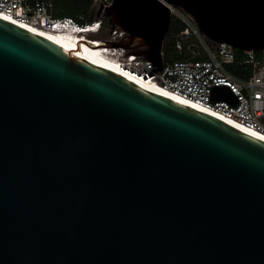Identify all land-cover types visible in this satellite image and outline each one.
I'll list each match as a JSON object with an SVG mask.
<instances>
[{"label": "water", "instance_id": "1", "mask_svg": "<svg viewBox=\"0 0 264 264\" xmlns=\"http://www.w3.org/2000/svg\"><path fill=\"white\" fill-rule=\"evenodd\" d=\"M169 5L264 49V0H114L105 44L162 71ZM0 264H264V140L0 17Z\"/></svg>", "mask_w": 264, "mask_h": 264}, {"label": "built area", "instance_id": "2", "mask_svg": "<svg viewBox=\"0 0 264 264\" xmlns=\"http://www.w3.org/2000/svg\"><path fill=\"white\" fill-rule=\"evenodd\" d=\"M114 0H96L98 11L102 12L93 21L79 22L72 17H55L54 0H0V12L19 23L42 29L59 31L72 30L85 37L88 42L103 39L92 38L105 28L111 34L108 41H115L125 36V32L116 28L111 32L110 24L104 25L107 18L105 9ZM173 17L182 20L186 28L177 37V48L183 49V43L189 38H196L204 56H192L186 59L164 61L162 71H157L155 64L136 53L123 48L109 47L115 59L132 76L147 81H155L172 92L195 103L232 118L249 129L264 133V49L243 51L239 57L234 47L223 43H212L199 29L195 19L180 7L169 5ZM109 23V22H108ZM105 43V42H104ZM164 57V53H163ZM231 69H241L246 78L235 76ZM227 88L236 98V102L224 99V89L214 96L216 88Z\"/></svg>", "mask_w": 264, "mask_h": 264}, {"label": "bare ground", "instance_id": "3", "mask_svg": "<svg viewBox=\"0 0 264 264\" xmlns=\"http://www.w3.org/2000/svg\"><path fill=\"white\" fill-rule=\"evenodd\" d=\"M0 17L8 21H11L21 27H24L30 31H33L49 39H52L54 42H56L57 44L65 48L66 50L76 55H79L85 59H88L92 62H95L99 65H102L106 68H109L113 71H116L122 74L123 76L129 78L130 80L138 83L139 85L153 92L159 93L161 95L174 99L175 101H178L180 103H183L185 105H188L200 111H204L210 115L218 117L226 121L227 123L237 127L238 129H241L242 131L246 133H249L255 137H258L264 140V133L258 132L253 129H249L245 125L237 122L236 120L232 118L226 117L211 109L203 107L190 99H187L181 95H178L172 92L169 89L164 88L163 86L159 85L155 81H152V80L147 81L145 79L143 80L135 76H132V74L130 72H127L125 68L119 63V61L115 59L116 55L111 53V50L109 49V47L100 40H97L96 42H88L85 37H81L80 34L73 33L72 30L53 31V30L42 29V28L32 26V25L19 23L16 20L9 18L8 16H6L5 14L1 12H0Z\"/></svg>", "mask_w": 264, "mask_h": 264}, {"label": "trees", "instance_id": "4", "mask_svg": "<svg viewBox=\"0 0 264 264\" xmlns=\"http://www.w3.org/2000/svg\"><path fill=\"white\" fill-rule=\"evenodd\" d=\"M95 2L96 0H54L53 14L55 17H72L79 22H90L96 18ZM104 25H109L107 18L104 20ZM185 28L186 25L182 20L176 17L172 18V23L163 45L165 63L174 59H186L192 56L191 51L188 49V45L193 43L190 40L184 41L182 50L177 48V37ZM236 52L239 57L244 54L241 50H236ZM231 72L239 78H246L241 69H231Z\"/></svg>", "mask_w": 264, "mask_h": 264}, {"label": "rangeland", "instance_id": "5", "mask_svg": "<svg viewBox=\"0 0 264 264\" xmlns=\"http://www.w3.org/2000/svg\"><path fill=\"white\" fill-rule=\"evenodd\" d=\"M95 12H96V16L98 15V7L97 5L94 6ZM90 37L92 38H101L104 40V42H108V40L111 38V34L109 33L108 29L105 28L98 36L95 34H91ZM191 41L193 43H190L188 45V49L191 52H195L194 56H204L202 50V46L200 44V42L196 39V38H189L188 41Z\"/></svg>", "mask_w": 264, "mask_h": 264}]
</instances>
